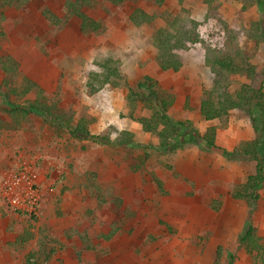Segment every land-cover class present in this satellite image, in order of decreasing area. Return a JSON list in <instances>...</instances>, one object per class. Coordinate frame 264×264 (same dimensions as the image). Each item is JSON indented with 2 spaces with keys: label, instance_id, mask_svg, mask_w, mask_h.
<instances>
[{
  "label": "rangeland",
  "instance_id": "374dc122",
  "mask_svg": "<svg viewBox=\"0 0 264 264\" xmlns=\"http://www.w3.org/2000/svg\"><path fill=\"white\" fill-rule=\"evenodd\" d=\"M65 1L0 0V48L16 62L4 82L0 68V168L16 154L39 153L49 184L36 217L0 205V264H253L254 254L238 238L250 219L264 244V183L253 207L231 196L255 170L251 156L234 152L255 137L252 121L241 108L205 120L199 107L213 88L234 94L246 84L264 95V0H124L121 6L95 0L83 11L101 27L87 32ZM135 9L154 18L134 24ZM193 22L203 43L179 51L180 70H162L154 35L162 28L175 32L173 26L188 30ZM208 53L231 58L230 70L213 72ZM106 58L118 62L121 85L89 94V75L103 72ZM144 75L173 93L168 114L198 133L181 126L160 148L158 136L143 130L138 118L150 115L149 105H132L127 92ZM25 77L74 122L95 117L92 134L133 143L77 140L39 116L11 122L1 94L22 91ZM10 99L25 104L20 96ZM209 127L217 147H201Z\"/></svg>",
  "mask_w": 264,
  "mask_h": 264
},
{
  "label": "trees",
  "instance_id": "16d2710c",
  "mask_svg": "<svg viewBox=\"0 0 264 264\" xmlns=\"http://www.w3.org/2000/svg\"><path fill=\"white\" fill-rule=\"evenodd\" d=\"M26 0H2L3 5L22 4ZM95 0H66L65 7L67 11L80 19V30L82 32L96 31L101 27V24L89 17L84 11V6L93 4ZM116 6H121L124 0H108ZM157 4H162L164 0H152ZM42 14L46 15L43 10ZM47 17V16H46ZM210 17V16H209ZM207 17V18H209ZM154 15L147 14L141 9H135L131 14L130 20L134 24L150 22ZM175 32L162 28L159 29L153 38V45L156 48V62L162 70L178 71L183 66V57L179 51L186 49L189 44L201 42L200 34L197 30V23L193 22L190 29H178L173 26ZM203 43V42H201ZM207 50H214L212 46L205 44ZM208 52V51H207ZM206 62L210 65L213 72L217 73L218 69L222 71L233 65L231 58L223 56L215 58L207 54ZM118 62L112 58H106L100 62V67L103 72H91L88 78L87 87L88 93L93 94L98 92L106 84H111L114 87L121 85L123 76L119 70ZM14 58L2 51L0 48V68L4 73V78L11 71L15 70ZM5 78L3 82L6 80ZM219 80H216L218 83ZM215 83V87H216ZM6 90V89H5ZM34 90V91H33ZM34 92L33 97L28 95ZM216 93V96L214 94ZM3 100L7 104L5 108L11 122L19 124L22 118L42 117L51 121L59 127H65L69 135L77 140H91L102 144H125L133 143L131 139H116L113 141L107 134H92L89 130V125L96 119L88 115L81 117L74 122L73 115L65 111L57 103L49 102L48 97L37 82L29 77H25L23 90L20 91L15 87L6 90L2 94ZM22 97L25 104H20L19 101H13L10 96ZM127 100L132 105L135 101H141L149 105L151 113L148 117L138 118V122L142 125L144 131L155 133L159 139V147H167L172 140L176 139L180 133V127L186 126L189 131L198 133L196 128L191 126L188 121H180L172 118L168 111L173 105V93L162 90L158 87V82L155 78L149 75H144L136 84V89L129 88L127 92ZM241 108L250 118L255 131V137L250 142L241 143L235 150V153L251 156L255 161V170L252 174L246 177L245 182L235 188L231 196L236 199H245L253 207L254 202L258 198V190L264 183V95L260 90H254L250 85H242L234 94L226 91H218L212 89L206 91L200 101L199 112L205 120H212L226 115L230 109ZM6 127L10 125L5 122ZM56 126V125H55ZM126 135V134H125ZM129 136V134H127ZM202 146L205 148L217 147L216 130L212 127L200 135ZM179 140V139H178ZM176 140V141H178ZM181 145V143H177ZM252 218V215H250ZM261 237L257 235L255 227L250 219L247 221L244 231L239 235V246L244 247L246 252L251 253L254 258L253 264L264 263V244L261 242ZM219 251L220 248L218 247ZM231 260L233 256H230ZM31 259L27 260L26 264H32ZM228 264H233L230 261Z\"/></svg>",
  "mask_w": 264,
  "mask_h": 264
},
{
  "label": "built area",
  "instance_id": "2783aa9c",
  "mask_svg": "<svg viewBox=\"0 0 264 264\" xmlns=\"http://www.w3.org/2000/svg\"><path fill=\"white\" fill-rule=\"evenodd\" d=\"M41 155H14L0 171V205L15 214L36 217L48 188Z\"/></svg>",
  "mask_w": 264,
  "mask_h": 264
},
{
  "label": "crops",
  "instance_id": "0c3cea01",
  "mask_svg": "<svg viewBox=\"0 0 264 264\" xmlns=\"http://www.w3.org/2000/svg\"><path fill=\"white\" fill-rule=\"evenodd\" d=\"M4 151V152H3ZM2 152L5 153L7 151V148L5 150H3ZM2 168H0V171H1Z\"/></svg>",
  "mask_w": 264,
  "mask_h": 264
}]
</instances>
